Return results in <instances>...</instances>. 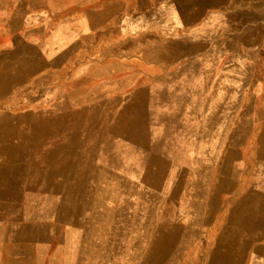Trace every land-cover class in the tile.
Segmentation results:
<instances>
[{
  "label": "rangeland",
  "instance_id": "obj_1",
  "mask_svg": "<svg viewBox=\"0 0 264 264\" xmlns=\"http://www.w3.org/2000/svg\"><path fill=\"white\" fill-rule=\"evenodd\" d=\"M260 1L0 0V117L32 116L17 120L26 136L0 134V147H74L62 166L73 169L57 177L73 184L67 203L95 204L106 215L93 222L112 235L116 226L124 243L144 244L164 207L193 199L224 221L242 207V153L232 146L244 98L258 91L245 37L264 26ZM35 115H58L48 135L30 134L48 125Z\"/></svg>",
  "mask_w": 264,
  "mask_h": 264
},
{
  "label": "crops",
  "instance_id": "obj_2",
  "mask_svg": "<svg viewBox=\"0 0 264 264\" xmlns=\"http://www.w3.org/2000/svg\"><path fill=\"white\" fill-rule=\"evenodd\" d=\"M259 5L264 6V0ZM255 28L246 37L245 54L258 57L248 67L258 72V91L248 101L244 98L242 138L232 146L242 153V207L227 208L222 222L221 211L203 210L197 199L185 209L164 207L157 214L162 218L152 220L153 226L148 227L144 244L138 239L124 243L116 226L112 235L103 229L107 224L93 222L106 215L92 208L95 204L74 209L67 203L76 198L73 184L57 177L73 169L62 166L64 159L73 160L74 147H43L42 140L40 147L26 139L24 143L4 142L0 147V264H264V26L260 22ZM8 114L0 117L4 118L0 134L26 136L25 125L17 120L32 116L27 111ZM57 116H33L34 124L46 120L48 125H37L30 134L48 135ZM138 130L142 133L143 124ZM230 177L228 173V182ZM77 197L86 200V192ZM155 211L148 209L152 214ZM205 212H211L213 223L204 222ZM218 227H226L220 229L222 238H211V231Z\"/></svg>",
  "mask_w": 264,
  "mask_h": 264
},
{
  "label": "bare ground",
  "instance_id": "obj_3",
  "mask_svg": "<svg viewBox=\"0 0 264 264\" xmlns=\"http://www.w3.org/2000/svg\"><path fill=\"white\" fill-rule=\"evenodd\" d=\"M257 26H259V25H257ZM260 26H261V25H260ZM255 29H256V28H255ZM246 30H247V29H246ZM248 34H249V33H248ZM257 34H258V33H257ZM246 35H247V34H246ZM251 35H252V34H251ZM244 36H245V35H244ZM256 36H258V35H256ZM256 36H255V37H256ZM242 37H243V36H242ZM242 37H241V38H242ZM255 37H254V38H255ZM245 38H246V37H245ZM247 38H248V37H247ZM256 39H257V38H256ZM254 40H255V39H254ZM245 41H246V39H245ZM252 42H253V41H252ZM250 44H251V41H250ZM233 75H235V74H233ZM235 76H236V75H235ZM235 78H236V77H235ZM246 78H247V77H246ZM243 83H244V82H243ZM245 83H246V82H245ZM246 119H247V118H246ZM250 121H251V120H250ZM247 124H248V123H247ZM244 128H245V127H244ZM246 128H247V126H246ZM263 128H264V127H263ZM237 129H238V128H237ZM238 136H239V135H238ZM240 137H241V136H240ZM234 139H235V138H234ZM230 154H231V153H230ZM231 155H232V154H231ZM229 157H230V156H229ZM233 157H235V156H233ZM228 167H229V166H228Z\"/></svg>",
  "mask_w": 264,
  "mask_h": 264
}]
</instances>
